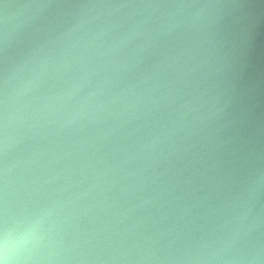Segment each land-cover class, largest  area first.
Returning a JSON list of instances; mask_svg holds the SVG:
<instances>
[{"label": "water", "instance_id": "1", "mask_svg": "<svg viewBox=\"0 0 264 264\" xmlns=\"http://www.w3.org/2000/svg\"><path fill=\"white\" fill-rule=\"evenodd\" d=\"M5 241L264 264V0H0Z\"/></svg>", "mask_w": 264, "mask_h": 264}, {"label": "clouds", "instance_id": "2", "mask_svg": "<svg viewBox=\"0 0 264 264\" xmlns=\"http://www.w3.org/2000/svg\"><path fill=\"white\" fill-rule=\"evenodd\" d=\"M11 252L12 250L9 248L7 241H5L3 247L0 248V264H39L38 261L30 262L27 258L12 255Z\"/></svg>", "mask_w": 264, "mask_h": 264}]
</instances>
